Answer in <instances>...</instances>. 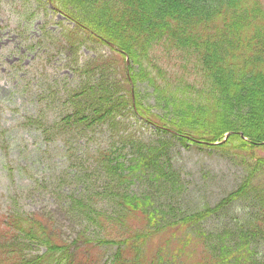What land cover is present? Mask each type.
Returning a JSON list of instances; mask_svg holds the SVG:
<instances>
[{
	"label": "trees",
	"instance_id": "obj_1",
	"mask_svg": "<svg viewBox=\"0 0 264 264\" xmlns=\"http://www.w3.org/2000/svg\"><path fill=\"white\" fill-rule=\"evenodd\" d=\"M48 1V0H47ZM58 10L75 21L78 28L95 41L110 43L127 65L129 78L146 81L153 96L165 107V117L133 99L135 114L157 127L171 140L197 148L217 150L240 159L245 175L235 191L212 209L205 207L168 221L162 206H154L155 196L178 189V173L172 164L162 161L169 142L161 139L147 149H109L94 155L108 183L98 195L74 200L75 218L85 221L87 236L78 232L70 242L59 241L52 228L35 214H7L0 235V264H100L91 251L108 248L107 264H176L162 256L147 257L144 246L166 228L195 227L187 244L178 250V258L189 257L202 244L206 258L196 264H256L252 249L264 244V208L236 226L230 242L220 248L207 245L208 235L200 229L206 215L232 205L237 199L259 202L264 198V159L251 151L264 146V6L260 0H49ZM128 60V64H126ZM137 79V81H136ZM191 79V80H190ZM132 80V82H133ZM81 91L75 110L61 116L69 123L103 122L115 106L105 96L88 105ZM81 107V111H77ZM81 113V114H80ZM158 119V121H156ZM168 119V120H167ZM53 125H60V122ZM169 129V130H168ZM225 134H228L225 139ZM225 139V141H223ZM250 152V154H249ZM96 153V152H95ZM244 153L249 155L241 156ZM241 156V158H240ZM145 191L136 192L139 182ZM173 192V191H172ZM87 199V200H86ZM99 203L100 207H95ZM102 207V209H100ZM100 209V213L96 210ZM116 211L119 215H115ZM126 218L136 221L126 230ZM2 229H0L1 232ZM173 231V230H172ZM120 235L113 237L111 233ZM113 237V238H112ZM22 238V239H21ZM237 238V239H234ZM25 240L36 242L40 255L7 258L6 243ZM1 240V239H0ZM20 244L19 248H20ZM26 243V247L28 246ZM200 244V245H201ZM90 246L88 250L87 246ZM9 246H13L10 244ZM18 248V250H19ZM10 254V253H9ZM17 255L16 260L9 261ZM149 258V259H148ZM261 264V263H257Z\"/></svg>",
	"mask_w": 264,
	"mask_h": 264
},
{
	"label": "rangeland",
	"instance_id": "obj_2",
	"mask_svg": "<svg viewBox=\"0 0 264 264\" xmlns=\"http://www.w3.org/2000/svg\"><path fill=\"white\" fill-rule=\"evenodd\" d=\"M260 1L264 6V0ZM86 33L70 17L56 12L47 0H0V235L5 230L7 214L25 213L39 217L66 244L78 232L88 236L90 230H86L85 221L75 218L73 201L98 195L105 189L107 177L93 157L100 151L133 152L147 149L159 139L169 142L162 161L171 162L172 170L178 173L179 187L171 189L173 192L158 193L153 203L169 212L168 221L205 207L212 209L238 188L245 175L240 159L231 153L181 145L137 116L133 108L137 93L138 101L153 115L165 117L166 105L153 96L146 81L136 79L135 84L132 77L128 81L124 70L127 65L115 55V47L101 44ZM83 90L87 105L95 107L105 96L115 109L103 122L92 124L90 120L73 118L64 123L61 116L82 104L76 101ZM78 107L77 111H81ZM59 121L60 125H53ZM251 155L264 159V146L253 149ZM136 185V192H142L148 183ZM95 207H100L99 203ZM261 208L264 198L251 203L241 198L206 215L200 229L208 235L207 245H227L230 237L236 236V226L248 219L247 214L251 211L250 216H257L255 212ZM100 209L96 208L99 213ZM125 222L127 232L136 234L138 228L129 227L136 221L126 218ZM195 229L166 228L148 240L145 255L150 258L159 254L174 259L176 264H196L203 258L207 261L208 255L201 254V243L195 244L199 246L191 254L195 241L191 248L187 247L190 256H183L184 263L178 258V250L185 247L187 238L194 236ZM0 239L5 242L4 237ZM21 239L20 248V241L17 245L13 241L6 243L7 258L14 256L12 250L19 257L44 252L38 243ZM251 251L252 260L264 264V244ZM110 254L104 246L91 251L100 264H107ZM16 258L17 255L9 261Z\"/></svg>",
	"mask_w": 264,
	"mask_h": 264
}]
</instances>
